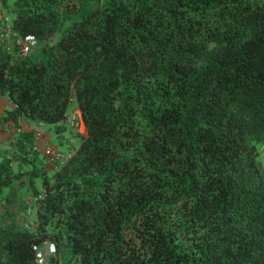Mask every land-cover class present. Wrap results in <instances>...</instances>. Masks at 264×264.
<instances>
[{"label":"trees","instance_id":"16d2710c","mask_svg":"<svg viewBox=\"0 0 264 264\" xmlns=\"http://www.w3.org/2000/svg\"><path fill=\"white\" fill-rule=\"evenodd\" d=\"M1 1L0 120L86 130L0 155V264H264V0Z\"/></svg>","mask_w":264,"mask_h":264},{"label":"built area","instance_id":"2783aa9c","mask_svg":"<svg viewBox=\"0 0 264 264\" xmlns=\"http://www.w3.org/2000/svg\"><path fill=\"white\" fill-rule=\"evenodd\" d=\"M38 44L37 37L32 33H27L24 35L18 34L12 28V18L9 14L5 12H0V46H3L9 50H14V48L18 49L19 54H26L32 51ZM75 102L74 96H71L69 99V108L66 112L65 121L73 126L80 127L84 126L83 121L80 118V109L77 107L70 109ZM13 104V103H12ZM20 125L17 126V129H20ZM264 148V146H263ZM48 156L46 158V162L50 164H55L56 160L63 161L66 157L69 156V153H61L57 150H50L48 152ZM30 209V207H29ZM32 223V221H29ZM49 250L54 252L55 244L52 242H48ZM42 245L34 244V249L36 251V261L42 263L46 259V254L43 250H41Z\"/></svg>","mask_w":264,"mask_h":264},{"label":"rangeland","instance_id":"374dc122","mask_svg":"<svg viewBox=\"0 0 264 264\" xmlns=\"http://www.w3.org/2000/svg\"><path fill=\"white\" fill-rule=\"evenodd\" d=\"M0 12H6V8L4 7L2 1L0 0ZM76 107L75 102L73 103L70 109ZM34 124V125H33ZM19 125L22 127L33 128L35 130L36 138H37V147L44 153L46 156L48 151L57 150L61 153H66L72 149V147L77 143L78 136L76 134L77 131L85 132V126L81 125L80 127H73L69 124L65 127V129L61 131H57L53 124H44V123H34L31 121H27L24 118H21ZM18 126V125H16ZM18 131V129H17ZM11 147L5 148V152L11 150ZM260 159L264 166V148L261 149ZM47 168L51 171L53 167L52 165L46 164ZM34 208H30L28 212V220H34ZM48 242H52L51 240H45L41 246V250H43L47 255L52 254L53 252L49 250Z\"/></svg>","mask_w":264,"mask_h":264},{"label":"crops","instance_id":"0c3cea01","mask_svg":"<svg viewBox=\"0 0 264 264\" xmlns=\"http://www.w3.org/2000/svg\"><path fill=\"white\" fill-rule=\"evenodd\" d=\"M12 102L7 95L0 94V115H3L8 107H11ZM34 125V124H33ZM17 134V126L11 119L0 120V155L5 152V148L13 145V141ZM2 202L0 200V212Z\"/></svg>","mask_w":264,"mask_h":264}]
</instances>
